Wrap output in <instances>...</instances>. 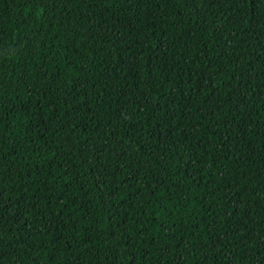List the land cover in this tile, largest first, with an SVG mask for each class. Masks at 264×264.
<instances>
[{
	"label": "trees",
	"instance_id": "trees-1",
	"mask_svg": "<svg viewBox=\"0 0 264 264\" xmlns=\"http://www.w3.org/2000/svg\"><path fill=\"white\" fill-rule=\"evenodd\" d=\"M0 264H264V0H0Z\"/></svg>",
	"mask_w": 264,
	"mask_h": 264
}]
</instances>
